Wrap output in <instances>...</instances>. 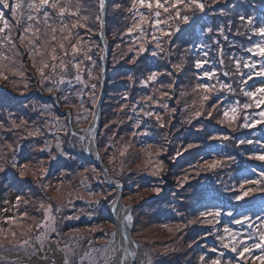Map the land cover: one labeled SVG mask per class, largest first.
<instances>
[{"label": "snow or ice", "instance_id": "1", "mask_svg": "<svg viewBox=\"0 0 264 264\" xmlns=\"http://www.w3.org/2000/svg\"><path fill=\"white\" fill-rule=\"evenodd\" d=\"M220 2L221 0H211V3L208 4L205 0H128L125 5L123 0H113L112 11L114 13L118 11L126 12L131 18V24L126 27L123 33L129 36L130 40L127 42L126 51L121 52L119 59H126L127 63L135 65L139 62L142 55L149 52H151L152 57H157L161 54H163V57L175 55L178 62L171 63L169 61L171 68L178 72L181 71L184 64L187 63L186 53L189 49L181 52L177 48L174 53L171 49H166L164 45L170 42L171 38L181 30L182 24L189 22L192 15L196 12L203 13L206 9H210L211 5ZM98 4L101 12L106 11V0H98ZM81 9V0H0V78L6 81L9 80L8 73L25 78L26 72L24 69L27 65L23 60V56L27 55L32 69L39 77V83L44 86V90L51 94L60 93L59 99L63 100L64 107L69 109L66 113L67 120L63 123L59 116L53 117L51 109L47 106H41L38 116L53 118L56 122L53 126L57 127V132L63 131L66 136L77 135V133L70 130L72 110L76 112L75 120L77 123L87 120V116L83 115V113L91 114L93 121L97 118L93 110L98 103V97L95 94L97 83L94 81H98L100 77L94 75L96 62L91 54L92 46L79 32V29L91 31L87 24L89 17L81 15ZM223 14L221 10V15ZM125 18L127 19L128 17ZM95 19L103 23L100 15H97ZM236 20L239 21V24L232 18H228L226 22L221 23L215 29L208 27L205 31L209 34L208 40L210 42L195 46L199 49V52L197 54L198 58L194 59V67L202 73V76L198 74L196 79L201 80L206 77L208 81L214 80L215 83H196L192 89V92L196 95L192 98L191 107L184 99L189 95L186 91H182L179 96H175L177 105L183 103V109H178V107L170 108L169 104L164 102L174 98L175 81L165 86L160 82L159 77L162 75L172 77L174 75L172 71L167 69L164 72L149 70L146 76L141 73L138 78V83L142 87L159 84V88L152 87L153 93L159 92V99L154 94L141 95L137 99H130L131 89L137 83V77L128 76V81L130 82L129 91H125L121 96L119 112H124L125 109H128L133 113V115L125 113L127 120L133 122L132 127L134 130L131 133L133 137L138 134L147 135V131L143 133L136 131L142 125H146L147 121L144 118L154 119L160 128H164L166 123L169 122L165 116L175 119V114L178 111L187 112L185 120L182 121V123L187 124H191L193 120L201 117H219L218 123L233 131L264 125V110L254 115L249 114L247 111L252 108L259 109L264 105V82L259 86L249 84L254 77L264 78V20L259 22V26H256L254 15L238 14ZM241 27H243L244 31H241ZM233 28H235L234 33ZM228 33H233L234 37H244L248 46L245 48L244 43H240V48L251 55L247 56V58L236 55V52L232 49L235 48L237 41L235 39L229 41ZM253 35L259 38L255 42L252 40ZM153 45L154 47H150ZM116 47L120 48L121 46L117 44ZM254 57H259L260 59L256 60ZM257 64H259L258 68ZM230 65L232 67L231 71H221V69H228ZM205 66L208 67L206 68ZM244 69L248 71L245 72ZM103 71L104 69L101 67L100 72L102 73ZM230 76L235 78L232 82L221 79V77ZM24 87H28L27 83L24 84ZM169 89L173 90V95L169 94ZM237 89L239 93L247 98L248 102L242 103L240 99L236 98ZM85 97H87L91 107L85 106ZM73 98L76 103H72ZM152 105H158L163 111L152 108ZM33 110L37 111L35 107ZM119 123L123 124L124 121L121 120ZM27 124L28 121L24 118L21 117L17 121V119L11 118V114L7 120L0 117V131L5 134H15L17 130L26 128ZM44 127L50 130L47 122L44 123ZM104 127L107 129L109 125L106 124ZM86 131L91 133L94 128L89 127ZM28 135L41 136L44 133L37 126L34 131H28ZM115 135L116 133L114 132L113 136ZM85 138L83 136L79 137L80 140ZM109 139L111 140L112 138ZM123 139V137H120V140ZM210 139L227 141L230 137L225 135L210 137ZM93 140L94 136L89 138L90 143ZM253 143L259 145V149L252 151L249 158L264 161V142L251 139L236 140L237 147ZM5 144L7 149L12 151L11 167L18 168L21 177L27 175L29 165L19 164L16 160V149L13 144L8 143L7 140H5ZM62 144L63 141L57 138L55 147L63 153ZM108 146L114 145L110 144ZM50 147V142L46 140L45 148ZM129 147V144H124L119 155L124 156ZM194 147H197V145L189 143L184 148V151L186 152ZM0 149H3V145H0ZM43 150L41 149V151ZM182 155L183 153L177 150L175 156L171 158L175 160ZM2 158L0 157V159ZM97 158H99V153H97ZM51 159H55V156H52ZM114 159L115 157L110 158V160ZM201 160L202 164L200 162L195 165L189 164V168H203L204 170L223 169L228 167L229 162H233L235 157L229 155L219 159L214 157L211 160L203 158ZM39 163L42 164L43 161ZM153 167L156 168L154 174H158L163 164L161 162L159 165H153ZM4 169L5 165L0 164V172H3ZM37 171L41 173L37 180L47 174L46 169L40 168L36 169L33 175H36ZM84 171L87 172L88 169ZM252 173L255 174V178L241 177L230 189L234 191L235 200H243L257 191L264 192V170L257 172L256 169H252ZM199 174V172H196V175ZM81 175L83 176L82 173ZM86 179V177L81 179L82 185L85 184ZM188 179L189 176L186 174L183 180L179 181L180 186H183ZM152 190L154 192L160 191L159 188H153ZM59 191L60 189L58 188L57 192ZM89 195H94V193L90 192ZM96 202L98 203V201ZM4 203L8 204L9 201L5 200ZM28 203L26 199L17 195L15 203L12 205V207L16 208L17 214L0 217V248L5 246L4 241H7V245L12 248L27 246L32 239L31 233L36 230H40L35 239L40 241L41 245H43L44 240L50 239L52 234L60 235L57 229V218L53 211L59 213L63 207L71 205L72 201L62 202L54 210L52 203H48L46 207L41 203L39 210L43 212L42 221L36 222L34 225L26 223L30 218L28 211L20 210L21 204L27 205ZM8 210V208L3 209L4 212ZM222 215L233 217L230 221L232 224H247L248 227L255 228V231L238 239V237L242 236L240 231L228 225H225L223 229L216 227L220 224ZM66 218L78 219V217ZM31 219L34 220L35 218L31 217ZM123 220L125 223L132 220L128 206H125ZM255 220L257 223L253 224V218L246 214H241L239 218H235L233 212L224 213L221 208L215 206L205 207L204 210L199 211L196 219L189 221V223L199 222L212 226V231L205 232V235H215V239L219 243V248L214 246L199 257V264H232V260L223 259L225 252L222 249L236 253L240 258L236 264H242L245 254H250L253 248L262 250V254L259 257H253V260L259 259L260 264H264V214L256 216ZM164 227L167 228L168 226L164 225ZM91 231H95V229H89V232ZM169 231H173V229H169ZM73 232V239L79 238L80 229H75ZM115 234L113 232L111 235L115 237ZM25 237L27 238L25 239ZM254 237H258V239L251 245L247 244V241H253ZM56 243L59 244V240ZM64 247L68 249V245ZM93 251L100 252L99 249H93ZM117 252L118 249L114 247L111 249V256L108 255L107 249L100 252L104 264H109V261H111V264H125L124 258L118 257ZM209 252L215 255L209 257ZM73 255H75L74 252ZM131 255L135 256L136 253L133 252ZM85 256H89V253H85ZM80 259L83 260L84 257ZM63 264H72L67 253ZM93 264H95V261H93Z\"/></svg>", "mask_w": 264, "mask_h": 264}, {"label": "trees", "instance_id": "2", "mask_svg": "<svg viewBox=\"0 0 264 264\" xmlns=\"http://www.w3.org/2000/svg\"><path fill=\"white\" fill-rule=\"evenodd\" d=\"M124 4L126 5L128 3V0H123ZM262 3V0H221L220 3L215 5V9L218 10V13L215 14H207L202 18H199L196 16L195 23L191 25H187L177 36L175 40L172 41L174 36L171 38V43L168 42L165 44L166 49H171L174 53L176 52V49L178 48L181 52H183L185 49H189V51L186 53V56L190 58L192 70H190V75L192 77V85L194 86L196 83L199 82H212L215 83V81H208L206 77L202 78L201 80H197L196 76L199 74L202 76L200 70L195 69L194 67V59L197 58L198 48L195 47L196 45H199L201 43H209L208 40L209 34L205 31L208 27L216 28L221 23L226 22L228 18H232L237 24H239V21L236 20V17L238 14H245L248 15L249 13L255 12L254 8H258L260 4ZM82 9H81V15L88 16L89 19L87 20L88 27L91 29L90 32L87 31V29H79L80 35L83 37L91 40V44L93 45V52L92 56L94 55L95 51H101V43L98 38V31H99V21H98V28H94V12H93V0H81ZM113 5V0H108V14H107V37L110 41V57H109V68H108V80L106 84V97L104 100V104L102 107V125L101 130L98 136L99 141V147L100 152L102 154V157L104 161L110 166L112 176L122 182L126 185V191L124 194V202L126 204L133 203L130 202L129 199H127V193L128 189L132 185V182H135L136 177L133 178V172L128 171L125 174L120 173L121 171L125 170L126 166H121V163H124L120 160L118 161L116 166L115 163H110L109 160L106 158L103 146L104 142L103 140H106L105 134L103 133L105 129V122L108 117L107 111L108 106L112 104L114 106V113L116 115V119L118 120V123L123 120L124 123H119V132L124 135L125 138H130L134 143L139 145L140 147L143 146H152L155 147L159 144H167L168 145V151L170 153V156L166 158V162L169 164V159H171L170 168L174 169V163L175 160H173L171 157H173L174 149H175V137L179 136V138H183L186 140V145L191 143L194 145H197V147H194L192 149H189L188 151L184 152L182 156L178 158L180 161H188L190 158H192L193 163H195V160L197 158L198 162L202 163L201 158L209 159V157H215V158H223L224 156H234L235 160L233 162H229V166L225 167L223 169H217V170H204L203 168H196L195 172H199L200 174L205 173L207 175V179L211 180L210 185L202 187L197 185V181L193 180L190 183L186 184L183 188V193L185 196L189 198L188 202H181L176 205L171 211H168L166 209V205L171 201L172 199V189L173 184L171 182L168 183V186H165L164 189L161 190L160 194H155L149 199V202L142 205L139 208H143L148 205H156L161 204L167 200L168 203L164 206L162 205V209L158 208L156 211V220H160L161 217L163 221L167 222H174L177 225L181 226L187 233L190 235V243L192 245V257H193V263H197L198 261V253L203 250L204 253L208 252L207 250V244L208 242H212L215 245H218L215 235L206 236L205 232L212 231V226L207 224H201L199 222L197 223H189L191 220H195L196 217L199 215V211L204 210L205 207H219L222 209L224 213H227L229 211L233 210H249L251 209L252 205L260 200L264 199V192H254L251 196L245 197L243 200L237 201L234 199V191L230 190L232 189V186L237 183L238 179L244 176H248L249 178H255V174L252 173V169H256L257 172L260 170H264V161H258L255 159H250L249 156L252 151L258 150L256 148L257 144L253 143L251 145L244 144L240 145L239 147L236 146V140L238 139H251V140H259L260 135L264 132V125H256L254 128L250 129H238L236 131H233L232 129L227 128L225 125H221L218 123L219 117L215 118H209L211 120H208L206 123L203 124V127L196 128V125L202 122V118L194 120L193 121V127H195V130L192 132L190 130H187L183 133L175 135L176 132V116L175 119H171L167 115L165 116L166 120L169 122L166 123L164 128H160L159 125L156 123L154 119H148L144 118L147 123L146 125H142L140 129H136L138 133H143L144 131H147V135L138 134L136 137H133L131 135L132 131L134 130L132 127L131 121L127 120V115H133L131 111L128 109H125L124 112H119V106L121 101V96L125 91H129V81L128 76L133 75L134 77H137V83L133 85L131 89V97L130 99H137L141 95H155L157 99L160 98L159 92L153 93L152 87L159 88V84H153L150 87H142L138 83V78L141 76V73H143L145 76L147 75L149 70L152 71H160L164 72L166 69L168 71H172L171 66L169 65V61L171 57H163V54L152 57L151 52L142 55L139 62L135 65L129 64L125 60H122L121 62L117 63L116 65L113 64L114 59V53L116 54L115 50L117 49L116 45L119 44L121 47L118 48L121 52L126 51L127 42H129L130 37L127 35H124L125 29L128 25L131 24V18L130 15L126 12L119 11L118 13H111V7ZM221 10L223 11V15H221ZM213 15V16H210ZM125 17H128L127 19ZM256 26H259V22L256 17ZM204 20L205 24L203 28H200V21ZM192 20H189L191 22ZM83 22V21H82ZM188 22V23H189ZM184 25V24H182ZM181 25V26H182ZM241 31H244L243 27H241ZM235 32V28H233V33ZM233 33H228L229 35V41L235 39L237 41V44L233 51L236 52V55L244 57V55L247 53L243 51L240 48V43H244L245 48L248 46V44L245 41L244 37H234ZM251 35V34H250ZM256 36H252V40L254 41ZM221 40H223L222 37H220ZM227 44V42H225ZM150 47H154L150 46ZM100 55V53H99ZM174 58H177L175 55ZM23 60L26 63L28 60L27 55L23 56ZM94 60V57H93ZM98 61L100 62V56L98 58ZM100 65V63H99ZM206 68L208 66H205ZM100 69V68H99ZM97 69L94 72V75H98L101 79L100 70ZM231 71L232 67L229 66L228 69H221ZM245 72H247V69H244ZM100 79L98 81H94L97 83V89H96V96L98 97L99 90L100 89ZM170 77L167 75H162L159 77V80L161 83H163L165 86L169 84ZM221 79L226 80L227 82H232L233 77H221ZM181 80H179L180 82ZM174 88V98L164 101L169 104L171 107H177L175 96H177L175 89L178 88L179 83ZM39 89H42L46 95H52L51 93H48L44 90V86H38L35 90L34 95L31 97V93H19L17 91H10L7 88H0V92L3 90L6 94L5 101H3L4 107L0 105V117L1 113L5 110L11 112L15 111L16 105H23L31 101L33 97H41L39 94ZM169 94L173 95V90L169 89ZM58 97H60V93H56ZM227 95V94H226ZM236 98L240 99V101L248 102L247 98L244 97L241 93H239V90L237 89ZM43 100V99H42ZM87 101V97H85V103ZM2 102V100H0ZM61 106L63 109L65 107L63 106V103L60 99ZM43 103L48 104V102H45L43 100ZM52 104V102H50ZM91 107V105H90ZM179 107V106H178ZM152 108L163 111L159 108L158 105H152ZM180 109V108H179ZM261 108H252L248 109L249 114H255L261 111ZM53 111L55 114L57 113V110L55 106L53 107ZM127 113V115H125ZM87 116V120L90 119L91 114L84 113ZM59 115V114H58ZM60 116V115H59ZM62 117V116H61ZM64 122L67 120V117H62ZM179 119L183 121L184 115L183 113H180ZM88 122V121H87ZM87 123H77L75 120V117L72 119V126L74 129L78 132H82L84 130V127ZM83 129V130H82ZM167 131V135L169 134V139H167L164 135ZM210 132H214L215 136H229L230 139L227 141L214 139L213 142L206 141L208 135ZM3 135H0V143L2 142ZM138 137V138H137ZM50 138H52V150L50 157L47 158H41L45 162L50 161H56L57 158L59 160L55 163L60 164L58 168L62 169V163L66 159H70L71 161H74L75 164L79 165V169L85 170L88 169V174L85 176L87 179L85 180L86 183L91 184V191H93L95 188H100L98 192H93L94 195H92L91 198H102L105 196H108L106 203L110 201L115 195L116 190L114 188H110L104 183V180L102 178V172L101 170L81 158L79 155H77V145L76 142L73 140H70V136H66L63 131L58 132V134L54 136H50L46 138V140L50 141ZM57 138L63 141L62 148L63 153L60 152L55 147V143ZM27 142L21 143L18 148H16L17 151L20 150V148H23L22 155H27L29 149L27 148ZM181 142V144H183ZM75 145V146H73ZM26 149V150H24ZM3 155V149H0ZM165 153V152H163ZM17 156V155H16ZM52 156H55V159H51ZM134 157V161H135ZM51 162V163H52ZM197 162V163H198ZM56 169V168H55ZM94 170V171H93ZM116 170V171H115ZM117 172V173H116ZM120 173V174H118ZM199 174V175H200ZM11 175V170L7 169L1 174L0 178V202L2 197L4 196V193L9 191L10 186L7 183V180L9 179ZM198 175V177H199ZM30 179H34L33 176H28ZM43 177H46L48 181H51L52 179L48 178L46 175H43ZM84 178V177H83ZM33 181V180H32ZM30 182V181H29ZM11 188H14L18 191H20L22 188L28 187L29 183L25 179H20L18 181L12 182ZM141 184V183H140ZM85 191L80 195L79 198L76 199L75 205L80 208H85L87 210V213H89L90 209L88 206L84 203V198L87 196L85 195ZM21 196V195H20ZM145 200V199H144ZM106 203L103 206V211L106 213L107 217L110 221H113L111 215L109 214ZM22 206V204H21ZM138 208L134 209L133 214L136 212ZM22 211V207L20 208ZM158 212V213H157ZM17 214V212H15ZM1 217V212H0ZM66 217H78V219H67ZM93 219V218H92ZM91 219V220H92ZM227 220V215H222L220 220ZM88 219L86 216L82 215L79 216L78 214L75 216H69L68 213H65L64 215L60 216L57 221V227L59 233L67 234V232L73 231L75 229H80L84 226L85 222ZM90 221V220H89ZM27 224L34 225L30 219L26 221ZM112 232V231H111ZM35 234H38V230L34 232ZM32 234V233H31ZM55 234L51 235L50 239L55 238ZM26 239V238H25ZM225 260V255L223 257ZM150 261V257L148 256L147 263ZM2 264V263H0ZM242 264H247L246 260H242Z\"/></svg>", "mask_w": 264, "mask_h": 264}, {"label": "rangeland", "instance_id": "3", "mask_svg": "<svg viewBox=\"0 0 264 264\" xmlns=\"http://www.w3.org/2000/svg\"><path fill=\"white\" fill-rule=\"evenodd\" d=\"M93 2L94 28L97 29L98 21L95 19V17L99 15V4L98 0H93ZM205 2L210 4L211 0H205ZM215 5H211V8L206 9L203 13L196 12L194 15H192L190 20H195L196 16L202 18L207 14L218 13L219 11L215 9ZM111 13H114L112 11V7ZM204 24V20L200 21V28H203ZM83 38L88 41L89 45L92 46V54L93 45L91 44V40L85 37ZM115 52L116 54L114 53L113 59L114 65L122 61L119 59L121 51L117 48ZM99 53L100 49L99 51H95L93 55L94 61L96 62L94 72L100 68V62L98 61V58L100 56ZM170 62L177 63L178 60L177 58H174L172 56ZM171 63H169L170 66ZM26 65L27 67L24 69L26 72L25 78H20L18 76H15L13 73H8L9 80L6 81L0 78V88H7L10 91H17L19 93H32L38 86H42L39 83V77L35 74L34 69H32L31 62L29 60L26 61ZM191 68V60L187 57V63L184 64L183 69L179 72L175 69H172L174 75L169 79V84L175 81L174 86L176 84L177 78L181 80L179 82L180 84L178 88H176L175 91L177 96H179L182 91H186L189 94L184 99H186L190 107L192 105V98H194L196 95L192 92V89L195 85H192V77L190 75V70H192ZM25 83H27L28 85L27 88L24 87ZM4 92L5 91L3 90L0 92V100H2V102H0V105L2 107H4L2 103L6 99V94ZM61 101L64 106V101ZM72 103H76V100L74 98L72 99ZM41 106L49 107L52 111L53 117L59 116L53 111L54 105L51 103H43V100L39 96L33 97L31 101L26 104L16 105L15 111L9 112L5 110L1 113L2 118H4L5 120H7L9 118V115L11 114V118L17 119V121L21 117L28 121L26 128L17 130L15 134H5L3 133V131H0V135H3L2 142L0 143V145H3V155L0 151V157L3 158L0 159V164L5 165L4 171L7 169L11 170V175L7 180V183L10 186L9 191L8 193H4V196L2 197L0 202L1 217L4 215H15V212H17V210L16 208L12 207V205L15 203V197L17 195H21L23 199H26L29 202L27 205L22 204L21 207L22 211H28L30 217L29 219L33 224L42 221L43 212L42 210H39V206L41 203H43L45 207L48 205V203H52L54 210L60 203H66L68 200L72 201L71 205L63 207L59 213L53 211V214L56 216L57 221L59 217L64 215L65 213H68L69 216H76L77 214L79 216H86L87 210L85 208L77 207L75 205V202L76 199L79 198L83 193V191H85L84 186L87 183L82 185L81 179H83V177H85L89 171H81L79 169V165L75 164V162L71 161L69 158L63 161L62 169L58 168L60 164H55L59 160V158H57V160L53 162H45L43 159H41L50 157L52 150V138H50V141L47 140L48 142H50L51 147L45 148L46 138L50 136L55 137L58 134L57 127L53 126L56 123L53 118L38 116V111L41 110ZM85 106L90 107V103L88 102V100L86 101ZM178 106L180 109H183V103L179 104ZM34 107L37 109V111L33 110ZM180 113H183L184 115L183 121L187 116V112L182 111H178L175 114L177 127L174 134L177 135L187 130L193 132L195 130V127H193V122L191 124L182 123V121L179 119ZM107 114L108 117L106 119L105 125L107 124L109 125V127L107 129L105 128L103 131L106 137V140H103V150L105 156L110 163H115V166L118 161L120 162V160L124 162H120V164L121 166H126V168L120 173L125 174L128 171H132L133 178L137 176L135 182H132V185L128 189V193L126 195L127 199H129L130 202L132 201L133 203H138L140 201H143L144 199L146 200L151 198L155 194H160L161 190L164 189L165 186H168L169 182L173 184V196L169 203V200H167L161 204L148 205L143 208H138L134 213L133 235L145 247L148 256L150 257V261L148 264H194L192 257V245L189 241L191 237L189 233H187L181 226L172 221H163L161 217L159 218L160 220H156L155 213L158 208L162 209V205L165 206L167 203L168 204L166 205V209L168 211H171V209L176 207L178 203L188 202L189 198L183 193V188L191 181L193 182V180H196L197 185L205 187L207 185H210L211 180L207 179V175L205 173L200 174L198 177L195 172L196 168H189V164L195 165L192 160L193 157L186 162L178 160L179 157H177L175 159L174 169L170 168L169 164L171 163V159H169V164L168 162H166L168 161L166 160V158L170 156L167 144L162 143L155 147H140L130 138H125L124 135L119 132V123L116 119L114 106L112 104L108 106ZM75 115V110H72V117H75ZM83 115L85 114L83 113ZM59 117L61 122L63 123L64 120L61 116ZM201 118L203 120L196 125V128H199L208 120H211L206 117ZM87 121L88 120H83L80 123L85 124L87 123ZM45 122L49 124L50 130L49 128L44 127ZM37 126L41 128V131L44 133V135L29 136L28 131H34L35 127ZM114 132L116 133L115 136H113ZM164 136L169 139V134L167 135V131ZM120 137H123L124 139L120 140ZM210 137H215V133H209L206 139L208 143L213 142L214 140L210 139ZM109 138L112 139L110 140ZM5 140H7L8 143L13 144L15 149L18 148L21 143H26V141H28L27 148L29 149V151L26 156L25 154L22 155V151H20L23 150V148H20L19 151H15V156L17 155V162L19 164L29 165L27 175L21 177L19 174V169L11 167L10 160L12 151L10 149H7ZM183 141L184 143L181 144V142ZM110 144L114 146H108ZM124 144H129L130 147L128 148V151L124 156H120L119 152ZM186 146V140L183 138H179V136H176L173 156H175L177 150H180L182 153H184V148H186ZM41 149L44 150L41 151ZM111 157H115V159L110 160ZM134 157L136 159L135 161ZM212 158L213 157H209L208 160H211ZM40 161H43V163L40 164ZM161 162L163 164L162 169L158 174H154L156 172V168L153 167V165H159ZM197 162L198 160L196 158L195 163L197 164ZM40 168L47 170L46 176L52 179L51 181H48L46 177L43 176L41 179L37 180V177L41 176V173L37 171L36 175H33V172L36 169ZM81 173L83 174V176L81 175ZM1 174L2 172H0V178ZM186 174L189 176V179L183 184V186H180L179 181L183 180ZM28 176H33L34 179H30V177ZM20 179L27 180L29 186L22 188L20 191L11 188V185L13 184L12 182L18 181ZM58 188L60 189L59 192H57ZM153 188H159L160 191L154 192L152 190ZM99 189L100 188H95L93 191H91V193H96L99 191ZM90 190L85 191L86 193L84 196L87 195L86 197L91 198L92 195H89ZM107 198L108 196L97 198V200H99V207L94 211H89L94 214V217L90 221L87 220L84 226L80 228V233L78 234L79 238L73 239L74 232L70 231L67 232V234L60 233L59 236H56L55 234V238L46 239L43 241V245H41V242L35 239L40 230H38V234H35L34 231L31 234L32 239L27 246L12 248L7 245V241H4L5 246L3 248H0V263L63 264L65 254L67 253L70 261H72V264H93V261H95V264H104V260L101 258L100 252L104 251L105 249L108 250V245L111 240V231L114 227V222L110 221L106 213L103 211V206H105L104 204L106 203ZM5 200L9 201V203L5 204ZM4 208H8L9 210L7 212H4ZM31 217H34L35 219H31ZM256 223L257 221L255 220L254 224ZM164 225H167L168 227L166 228L164 227ZM225 225L219 224L216 227L222 229ZM89 229H95V231L89 232ZM169 229H173V231H169ZM177 229L179 230L177 231ZM257 239L258 237H256L255 240ZM57 240H59V244L56 243ZM255 240L248 241L247 244L251 245ZM89 241H91V243H89ZM65 245H68V249H65ZM213 245L214 243L209 241L207 244V250L212 248ZM93 249H99L100 252L93 251ZM73 252L75 253V255H73ZM85 253H89V256H85ZM202 254H204L203 250L198 253V261L195 264H199V257ZM214 255L215 254L209 252V257H213ZM81 257H84V259L81 260ZM236 262V260H232V264H236ZM252 263L253 262H247V264Z\"/></svg>", "mask_w": 264, "mask_h": 264}, {"label": "water", "instance_id": "4", "mask_svg": "<svg viewBox=\"0 0 264 264\" xmlns=\"http://www.w3.org/2000/svg\"><path fill=\"white\" fill-rule=\"evenodd\" d=\"M102 22H103L102 23L103 27H102L101 32H100V37L102 39V42L106 44L104 47V66H103V69H104L103 73H105L106 72V61L108 58V46H107V41H106V36H105V11L102 12ZM102 33H103V35H101ZM105 81H106L105 79H102L101 94H100L97 106L95 108V113H96L97 118L95 119V121H93V119L91 121V123L94 126V132L92 134V137L94 136V140H93V142L90 143L86 138L84 139V142H85L84 149H85L86 154H82V155L85 156L90 162H93L96 165H98L99 167H101V169L103 170L106 182L109 185L115 186L118 189L117 197L108 205V207L110 208V211L113 214H116L115 211L119 206L124 208V213H123L122 217L117 219V227H116V231H118L121 234L122 239L124 241L123 245L126 247L124 250V254H123L124 261H125V264H139L138 258L140 257V252L142 251V248L134 240V238L132 236L133 217H132L131 221H128L126 223L123 220V217L125 215V205L123 203L122 197L124 194L125 186L122 183L114 180L111 177L110 169H109L108 165L103 162L100 154H99V158H97V153H99L98 149H97V134H98V131L100 128V114H101L100 109L102 107V102H103V99L105 97ZM67 112L68 111H65L62 114L65 115ZM80 136L86 137L85 134L80 135ZM92 150L94 151V156H92V154H90ZM86 189H89V185L86 186ZM86 202H87V204H89L91 209L96 208L98 205V203L96 201H93V200H90V201L88 200ZM137 205H139V204H137ZM133 207H134V205L128 206V210L130 211L131 216H132ZM89 218H90V216H89ZM125 237H127V239H125ZM133 252L136 253L135 256L131 255V253H133Z\"/></svg>", "mask_w": 264, "mask_h": 264}, {"label": "bare ground", "instance_id": "5", "mask_svg": "<svg viewBox=\"0 0 264 264\" xmlns=\"http://www.w3.org/2000/svg\"><path fill=\"white\" fill-rule=\"evenodd\" d=\"M89 127L94 128L92 123L89 125ZM93 132L90 133V132L86 131L87 137L91 138ZM79 141L81 142L80 139H79ZM82 150H84V148H82ZM115 213H116V215L114 214L115 220L119 219V218H121V216L123 214V209L121 207H118L117 210L115 211ZM115 233L116 234H115V237H113L112 246H110L109 252H111V249L114 247V248L118 249V252H117L118 257L124 258L123 254H124V250L126 247L123 245V239H122L120 233L119 232H115ZM142 261H143V259H139L140 264L142 263ZM109 264H111V261H109Z\"/></svg>", "mask_w": 264, "mask_h": 264}]
</instances>
